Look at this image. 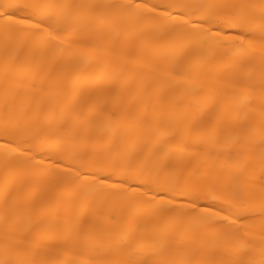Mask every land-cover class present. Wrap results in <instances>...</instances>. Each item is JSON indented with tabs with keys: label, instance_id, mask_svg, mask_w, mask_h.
Instances as JSON below:
<instances>
[{
	"label": "bare ground",
	"instance_id": "obj_1",
	"mask_svg": "<svg viewBox=\"0 0 264 264\" xmlns=\"http://www.w3.org/2000/svg\"><path fill=\"white\" fill-rule=\"evenodd\" d=\"M0 264H264V0H0Z\"/></svg>",
	"mask_w": 264,
	"mask_h": 264
}]
</instances>
